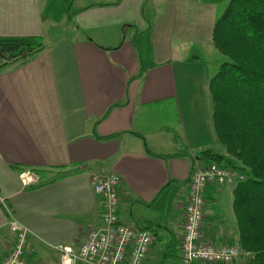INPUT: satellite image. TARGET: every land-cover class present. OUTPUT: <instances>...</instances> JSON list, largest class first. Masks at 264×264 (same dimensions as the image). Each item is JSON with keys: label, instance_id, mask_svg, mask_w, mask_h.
Here are the masks:
<instances>
[{"label": "crops", "instance_id": "crops-1", "mask_svg": "<svg viewBox=\"0 0 264 264\" xmlns=\"http://www.w3.org/2000/svg\"><path fill=\"white\" fill-rule=\"evenodd\" d=\"M149 1H92L68 13L60 35L48 0H0V36L43 42L28 62L0 71V261L13 216L28 232L25 261L60 264L54 245L77 249L103 226L93 182L114 173L120 221L154 235L144 264H179L194 161L205 149L225 154L204 58L225 5ZM23 172L39 179L23 182ZM232 189L204 192L201 235L215 246L238 239ZM220 199H230L231 215L221 210L215 221L206 207Z\"/></svg>", "mask_w": 264, "mask_h": 264}, {"label": "trees", "instance_id": "trees-1", "mask_svg": "<svg viewBox=\"0 0 264 264\" xmlns=\"http://www.w3.org/2000/svg\"><path fill=\"white\" fill-rule=\"evenodd\" d=\"M226 1L212 30L224 60L208 83L212 123L225 154L205 149L198 156L245 175L232 189L240 250L235 264L241 255L244 264H264V0ZM42 49L40 36H0V70Z\"/></svg>", "mask_w": 264, "mask_h": 264}, {"label": "built area", "instance_id": "built-area-1", "mask_svg": "<svg viewBox=\"0 0 264 264\" xmlns=\"http://www.w3.org/2000/svg\"><path fill=\"white\" fill-rule=\"evenodd\" d=\"M20 177L23 182L39 179L36 173L30 172L20 173ZM244 179L243 173L228 167L213 162L205 164L199 160L194 161L184 204L179 264H235L240 251L236 244L214 247L202 239L204 191L213 184L234 186ZM118 185L119 178L114 173L101 176L93 182L95 191L103 197V226L89 230L85 241L77 249L64 244L54 245L59 252L60 264H139L145 259L154 235L151 230L136 229L120 221L116 211ZM8 225L13 239L8 243V252L0 264H28L24 259L28 233L26 227L13 216Z\"/></svg>", "mask_w": 264, "mask_h": 264}, {"label": "rangeland", "instance_id": "rangeland-1", "mask_svg": "<svg viewBox=\"0 0 264 264\" xmlns=\"http://www.w3.org/2000/svg\"><path fill=\"white\" fill-rule=\"evenodd\" d=\"M50 3L49 8L47 9L48 12V19L50 22L53 23L55 29L58 34L63 35L62 31L68 28H71L69 25H71V20L68 18V13H73L77 10L78 7L85 5L90 2L95 1H103V0H48ZM219 7H224L225 3L227 1L219 0L218 1ZM150 1L147 4H149ZM69 15V17H71ZM73 29V28H72ZM212 50V51H211ZM200 53V52H199ZM205 56L204 58L207 60V64L210 68V72H212V75L216 72L217 67L219 63L224 60V57L214 50V48H210L208 50L205 49L204 51ZM4 69V68H3ZM1 69L0 71H2ZM231 204H232V198H231ZM221 210L231 215L230 212V199L224 201L220 199L218 203H210L206 207V216L213 218L215 221L220 220L222 218L221 216Z\"/></svg>", "mask_w": 264, "mask_h": 264}]
</instances>
